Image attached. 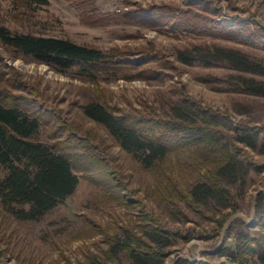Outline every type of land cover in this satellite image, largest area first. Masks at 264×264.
Listing matches in <instances>:
<instances>
[{"label": "rangeland", "instance_id": "obj_1", "mask_svg": "<svg viewBox=\"0 0 264 264\" xmlns=\"http://www.w3.org/2000/svg\"><path fill=\"white\" fill-rule=\"evenodd\" d=\"M47 1L35 2L30 9L14 0H0V16L13 31L69 38L103 51L122 50L131 70L109 71L93 79L77 66L60 71L0 45V93L41 111L39 140L63 142L70 134L88 139L122 184L120 191L112 192L123 197L112 198L101 179L95 181L94 175L90 178L75 169L79 181L73 194L40 220H18L0 206V264H91L90 257L101 255L110 246L108 234H119L126 224L140 228L142 212L158 218L163 229L178 234L174 245L166 249L165 264H175L180 257L210 264L226 261L217 252L231 242V223L240 219L249 227L258 225L255 206L264 192V152L239 145L251 170L242 188L232 187L234 199L229 207L190 208L183 201L177 207L169 206L157 192L162 178L157 169H144L101 124L84 113L82 105L95 100L108 106L147 105L164 111L183 88L190 98L228 115L233 126L242 123L263 130L264 95L239 90L229 77L236 71L226 65L186 64L178 60L177 53L194 44L219 43L264 58V0H92V13L164 3L187 10L196 3L202 7L198 8L201 15L208 18L205 24L215 28L209 32L204 27L194 31L166 24L84 22L85 10L75 2ZM207 6L216 13L205 10ZM227 28L242 30L244 38L223 37L221 30ZM199 161L195 152L175 153L165 162L163 174L169 173L173 183L187 188L204 172ZM106 264L130 262L120 254L118 260Z\"/></svg>", "mask_w": 264, "mask_h": 264}, {"label": "trees", "instance_id": "obj_2", "mask_svg": "<svg viewBox=\"0 0 264 264\" xmlns=\"http://www.w3.org/2000/svg\"><path fill=\"white\" fill-rule=\"evenodd\" d=\"M71 1L85 10L84 22L166 24L194 31L201 27L207 31L215 29L205 24L208 18L201 15L198 8L202 7L196 3H191L187 10L164 3L149 8L92 13L95 7L92 0ZM14 2L31 9L35 2L48 1ZM205 10L216 13V9L208 6ZM221 31L225 38H244L242 30ZM0 45L31 55L60 71L77 66L93 79L109 71L117 74L131 70L129 58L122 50L103 51L69 38L13 31L1 16ZM177 58L186 64L226 65L236 71L229 77L239 90L264 95V79L256 77L264 76V58L241 48L219 43L194 44L179 50ZM3 97L0 93V206L4 211L18 220H40L73 194L79 181L75 169L90 178L94 175L95 181L101 179L112 198L123 197L120 192H112L120 191L122 184L113 168L101 161L88 139L70 134L63 142L39 140L41 111ZM82 109L144 169H157V174L162 175L157 192L161 200L173 207L180 201L190 208L229 207L234 199L232 187L242 188L251 170V163L248 157H242L239 145L264 152V129L242 123L239 127L233 126L228 115L190 98L183 88L168 101L164 111L147 105L142 108L108 106L95 100L82 105ZM187 150L199 155L204 172L184 188L177 181L173 183L171 175L163 174V170L173 154ZM255 209L259 218L256 228L240 219L229 226L231 242H226L217 252L219 257L226 258L220 264H264V192L260 193ZM140 215L139 229L126 224L119 234H108L106 241L110 246L101 255L90 257V263L106 264L124 254L130 264H165L166 249L176 242L177 232L163 229L158 218L147 212ZM175 264L210 263L180 257Z\"/></svg>", "mask_w": 264, "mask_h": 264}]
</instances>
